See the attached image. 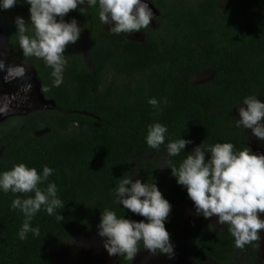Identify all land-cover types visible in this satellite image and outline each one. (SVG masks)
Wrapping results in <instances>:
<instances>
[{
  "label": "trees",
  "instance_id": "trees-1",
  "mask_svg": "<svg viewBox=\"0 0 264 264\" xmlns=\"http://www.w3.org/2000/svg\"><path fill=\"white\" fill-rule=\"evenodd\" d=\"M151 1L160 11L159 25L140 31L144 40L109 32L99 20L98 6L70 11L64 20L75 19L80 34L89 31V48L84 55L80 36L67 46L59 87H52V69L43 60L25 58L19 47L14 20L22 16L30 22V5L19 0L9 10L0 9V29L8 40L6 63L31 65L40 87L51 89L42 92L48 107L0 123V172L18 163L38 172L47 165L54 171L41 187L55 183L64 202L55 214L42 209L33 218L39 237L29 233L20 240L24 216L11 203L21 194L0 190V264H54L49 252L53 239L70 241L89 230L95 234L105 209L127 219L142 217L114 202V189L124 176L156 183L171 204L165 227L173 242L184 222L180 207L192 200L171 169L160 167L169 159L168 141H192L170 158L177 166L202 142H230L236 150L253 152L248 132L236 127L230 112L246 96L264 99V0ZM204 72H211L210 80L195 83ZM153 97L168 100L159 116L148 103ZM156 122L167 126L168 134L165 144L153 150L145 137ZM58 214L65 219L58 222ZM258 246L236 248L227 225L218 231L203 216L187 233V248L197 264H258ZM116 264L132 261L117 255Z\"/></svg>",
  "mask_w": 264,
  "mask_h": 264
},
{
  "label": "clouds",
  "instance_id": "clouds-1",
  "mask_svg": "<svg viewBox=\"0 0 264 264\" xmlns=\"http://www.w3.org/2000/svg\"><path fill=\"white\" fill-rule=\"evenodd\" d=\"M18 2L2 0L0 9L9 10ZM23 2L30 5V22H26L22 16L14 20L19 47L25 58L43 60L52 69V87H59L63 83L68 63L65 50L69 44L78 41L81 32L75 19L70 22L64 20L70 11L76 10L79 5H87L81 10L98 6L99 20L108 26L109 32L117 35L140 32L148 28L154 18L148 0ZM0 72L4 73L5 82L24 80L20 90L25 94L31 91L33 86L27 79L28 68L25 65L6 64L0 58ZM50 90L48 86L41 87L43 93ZM148 103L155 109L153 115L159 116L163 111L162 105H167L168 100L153 97L149 98ZM237 110L239 118L236 127L250 129L253 136L264 141V101L249 95L243 98ZM167 134L168 128L162 123L150 124L145 137L148 147L158 150L165 144ZM191 143L190 139L183 138L169 140L166 145L169 159L164 160L160 167L170 168L177 183L187 189L197 214L205 219L215 216L218 225L228 226L236 248L244 250L248 245L257 244L264 230V219L261 218V214H264V154L254 153L248 147L236 150L230 142L214 145H204L202 142L187 153L178 166L174 164L170 158L179 156ZM208 153L210 158L206 159ZM53 171L47 165L42 172H38L34 167L18 163L10 170L0 172V190L21 194L11 203V208L18 209L24 216L17 233L20 240H26L29 233L40 236L39 227H32L31 222L42 209L51 216L57 209L64 208L55 183L48 182L45 188L41 187ZM114 196L115 203L145 219L137 221V218L118 217L108 209L101 212L97 229L98 235L104 238L103 246L108 255L133 261L143 248L152 255L163 254L169 259L173 258L174 246L165 227L171 204L163 197L156 183H142L140 179L124 176L115 187ZM64 219L61 214L56 215L58 222ZM116 261L117 257L115 264Z\"/></svg>",
  "mask_w": 264,
  "mask_h": 264
},
{
  "label": "rangeland",
  "instance_id": "rangeland-1",
  "mask_svg": "<svg viewBox=\"0 0 264 264\" xmlns=\"http://www.w3.org/2000/svg\"><path fill=\"white\" fill-rule=\"evenodd\" d=\"M108 28V26L106 25ZM89 31L80 34L82 51L87 55L89 48ZM138 37H141L138 35ZM8 49V41L5 34L0 29V58L4 59V54ZM5 60V59H4ZM6 62V61H5ZM8 64V63H6ZM28 68L27 79L32 83V89L28 94L20 90V85L24 80H13L5 82L3 80L4 73L0 72V123L5 119H10L13 115L28 114L29 112L48 107L50 103L42 97L40 82L36 76L34 69L27 63H21ZM19 65V64H16ZM211 72L200 73L195 76V83H205L210 80ZM238 107L232 112V115L238 119ZM10 117V118H9ZM13 124V121L11 122ZM5 126H10L5 124ZM251 137V144L255 151L264 154V141L258 140L252 135L250 129H244ZM184 213V222L181 229V235L173 241L174 257L169 259L163 254L152 255L143 248L136 255L132 264H197L188 251L185 243L187 230L194 225L202 216L196 213L195 206L192 201L185 203L182 207ZM264 219V214H261ZM137 221L143 220L138 217ZM214 227L221 230L222 226L217 224V218L214 216L209 219ZM87 231L70 241H62L61 238L53 239L50 245V255L54 264H115V256H109L103 246L104 238L98 235V231ZM261 240L259 241V259L258 264H264V230L261 231ZM199 264H214L213 262H203Z\"/></svg>",
  "mask_w": 264,
  "mask_h": 264
},
{
  "label": "flooded vegetation",
  "instance_id": "flooded-vegetation-1",
  "mask_svg": "<svg viewBox=\"0 0 264 264\" xmlns=\"http://www.w3.org/2000/svg\"><path fill=\"white\" fill-rule=\"evenodd\" d=\"M85 5H86V4H85ZM85 5H79V6H80V7H83V6H85ZM158 16H160V14L157 15V16H154V18H153V20H152V22H151V26L156 27V26L159 25V24H157V22H156V19H157ZM104 26H105L106 29H108V28L106 27V25H104ZM2 32H3V31H2ZM3 33H4V32H3ZM4 34H5V33H4ZM138 35H140L141 37H138ZM5 36H6V35H5ZM131 37H132L133 39H136V40H144V39H145V35H144V33H142V32H135V33H133V34L131 35ZM7 41H8V40H7ZM211 76H212V75H211ZM259 99H260L261 101H264V99H263L262 96H260ZM239 105H240V104H239ZM239 105H238V106H239ZM238 106H236V107H238ZM236 107H234V108L232 109V111L230 112V115H231V116L237 121V119L232 115V112L236 109ZM248 135H249V134H248ZM249 137H250V135H249ZM249 140H250V142H248V143H249L250 147L252 148L253 152H254V153H257V152L255 151L253 145L251 144V142H252L251 137H250ZM260 141H261V140H260ZM189 202H190V201H189ZM192 202H193V201H192ZM184 204H185V203H184ZM184 204H183V205H184ZM183 205H182V206H183ZM182 206H181V207H182ZM181 207H180V208H181ZM181 209H182V208H181ZM201 217H202V216H201ZM183 220H184V213H183ZM208 220H209V219H208ZM209 221H210V220H209ZM210 222H211V221H210ZM212 225H213V224H212ZM192 226H193V225H192ZM192 226H191V227H192ZM182 227H183V226H182ZM191 227H190V228H191ZM190 228H189V229H190ZM215 228H216V227H215ZM181 229H182V228H181ZM189 229H188V230H189ZM188 230H187V232H186V236H185V243H186V245H187V233H188ZM217 230H218V229H217ZM221 230H222V228H221ZM221 230H218V231H221ZM180 231H181V230H180ZM180 235H181V233H180ZM180 235H179V236H180ZM179 236H178V237H179ZM178 237H177V238H178ZM177 238H176V239H177ZM176 239H174L173 241H175ZM172 243H173V242H172ZM132 263H133V261H132Z\"/></svg>",
  "mask_w": 264,
  "mask_h": 264
},
{
  "label": "water",
  "instance_id": "water-1",
  "mask_svg": "<svg viewBox=\"0 0 264 264\" xmlns=\"http://www.w3.org/2000/svg\"><path fill=\"white\" fill-rule=\"evenodd\" d=\"M148 3H149V6L151 7V9H152V11H153V13H154V16L159 15V14H160V11H159V9L155 6V4H154L151 0H148ZM41 93H42V91H41ZM115 257H117V256H115Z\"/></svg>",
  "mask_w": 264,
  "mask_h": 264
}]
</instances>
